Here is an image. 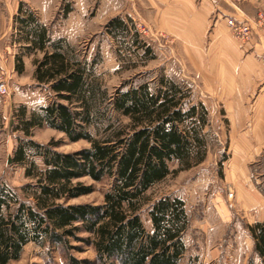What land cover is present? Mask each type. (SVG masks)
<instances>
[{"label":"trees","instance_id":"1","mask_svg":"<svg viewBox=\"0 0 264 264\" xmlns=\"http://www.w3.org/2000/svg\"><path fill=\"white\" fill-rule=\"evenodd\" d=\"M73 10L68 2L62 13L67 17ZM128 20L114 16L105 29L125 50L154 59L152 47ZM15 22L16 71L24 73L25 56L41 52L33 61L34 79L54 97L32 112L21 105L14 114L17 144L8 163L22 167L27 181L19 188L0 181V264L21 259L30 243L70 252L79 248L72 242L92 247L96 257L68 254V264H181L191 225L186 202L175 193L153 200L148 191L207 159L206 103L193 102L192 88L173 76L136 77L111 91L97 73L99 50L88 59L67 38H53L51 27L25 2ZM42 127L89 146L65 152L58 149L60 141L41 143L33 135ZM83 178L110 180L102 203H71L94 192ZM248 228L253 253L264 264V220ZM248 264H256L254 258Z\"/></svg>","mask_w":264,"mask_h":264},{"label":"rangeland","instance_id":"2","mask_svg":"<svg viewBox=\"0 0 264 264\" xmlns=\"http://www.w3.org/2000/svg\"><path fill=\"white\" fill-rule=\"evenodd\" d=\"M175 1V7H165L156 0H56L47 25L53 38H67L88 59L100 51L102 62L97 73L111 91L136 77L148 75L149 79L158 80L161 75L173 76L192 88L193 102L206 103L211 119L207 159L190 170L170 175L151 188L148 195L156 200L175 193L186 202L191 225L185 236L188 251L181 264H248L250 258L261 264L253 253L254 241L248 227L264 220V75L254 83L250 79L255 69H264V0H223L228 12L245 11L251 15L244 20L232 16L252 25L245 41L234 35L223 10H209L207 0L192 1L193 14H201L199 25L186 19L189 8L182 5L184 0ZM8 2L12 4L0 7V82L9 87L8 95H0V181L19 188L27 181L24 169L8 163L17 144L14 114L21 105L32 112L54 95L34 79L33 61L42 57L41 52L24 57V73L15 69L19 53L15 17L19 5L25 2L41 19L40 0H21L18 8L13 1ZM68 2L74 10L64 17L62 9ZM13 10V15L7 16L6 11ZM117 15L129 19L140 38L152 47L154 59L144 61L125 50L120 40L106 31V22ZM138 53L143 50L140 48ZM248 57H254V61L251 58L253 62L248 63ZM235 66L242 69L233 80ZM217 82L228 95L218 91ZM234 87L249 91L246 104L252 107L251 111H225L221 100H232ZM33 138L41 143L60 141L58 149L65 152L89 146L85 140L70 142L64 133L48 127L36 128ZM224 155L227 159L221 165ZM82 180L93 184L94 192L71 203H102L110 180ZM143 220L150 229L147 213H143ZM72 243L79 248L70 252L62 247L51 250L30 243L21 259L9 264H68V254L78 259H95L92 247L83 242Z\"/></svg>","mask_w":264,"mask_h":264},{"label":"crops","instance_id":"3","mask_svg":"<svg viewBox=\"0 0 264 264\" xmlns=\"http://www.w3.org/2000/svg\"><path fill=\"white\" fill-rule=\"evenodd\" d=\"M8 1H13L14 7L18 8V4L20 3L21 0H0V7H7V4H12V2H8ZM159 4H162L165 7H175L176 5H172V3H175L176 1H172V0H156ZM193 0H184V4H182L183 6H186L189 8V12L187 13V18H191L189 21L190 23H194L195 25H199V21L201 19V14L200 13H195V15L193 14V11L191 10L192 6H193ZM14 2H17V4L15 5ZM56 0H40V14H41V21L44 22L45 24L49 23L50 20V15L53 12V8L55 5ZM223 0L218 1V0H207V5L209 7V10H215L216 7L220 8L221 10H223V15L227 16L226 21H227V25H228V21L232 16L237 17L238 19H250L251 15L248 14L245 11H241V12H228V10H226L224 8V4H223ZM13 11L11 12H7V16L13 15ZM207 17V16H206ZM262 41H264L263 37H262ZM243 57H241L242 59ZM254 59V57H248L247 62L248 63H252L253 61L251 60ZM240 68L242 69V67H234L233 71H232V79H237L239 77V70ZM263 69V68H262ZM260 70L259 72H257V70L255 69V71L251 72V77L250 79L253 81V83L257 80L262 79L263 75H264V69ZM241 72V71H240ZM220 82V81H219ZM220 83L217 82V89L219 92H222V95H228V91H226L224 88H222L221 86H219ZM252 86V85H250ZM249 86V87H250ZM247 89H236V87L233 88L232 91V100L226 99L224 98L223 100H221V104L223 106V108L225 109V111L229 112L232 111H236V110H240V111H251L252 107H249L246 103H247V99L249 98V94H247L248 92L246 91ZM218 92V93H219Z\"/></svg>","mask_w":264,"mask_h":264},{"label":"built area","instance_id":"4","mask_svg":"<svg viewBox=\"0 0 264 264\" xmlns=\"http://www.w3.org/2000/svg\"><path fill=\"white\" fill-rule=\"evenodd\" d=\"M229 27L234 35L238 37V39H240L241 41H245V37L249 35V31L252 28V25L248 22H239V20H237L236 18L231 17L229 19ZM8 94V85L4 81L0 82V95L6 96ZM231 195L233 194L231 193Z\"/></svg>","mask_w":264,"mask_h":264}]
</instances>
